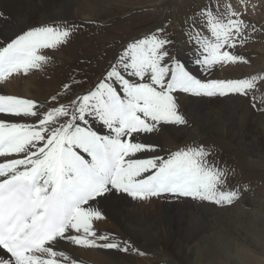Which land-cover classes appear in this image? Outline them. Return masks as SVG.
I'll return each mask as SVG.
<instances>
[{
    "label": "snow or ice",
    "instance_id": "snow-or-ice-1",
    "mask_svg": "<svg viewBox=\"0 0 264 264\" xmlns=\"http://www.w3.org/2000/svg\"><path fill=\"white\" fill-rule=\"evenodd\" d=\"M243 15L231 3L221 10L218 2L194 14L201 21L200 30L187 33L194 63L209 70L246 63L228 50L248 39ZM73 28L42 23L0 44V82L42 69L50 62L42 50L66 43ZM172 43L163 28L129 42L92 90L65 104L52 97L58 106L47 111L32 99L0 94V114L9 118H0V264H81L72 246L121 249L93 224L117 194L216 205L239 199L237 190H224L226 169L204 146L186 144L160 156L156 143L144 141L165 126L188 125L176 94L248 95L264 75L199 79L170 52ZM64 87L67 96L73 85ZM89 117L108 134L94 130ZM130 247L123 242V251Z\"/></svg>",
    "mask_w": 264,
    "mask_h": 264
},
{
    "label": "rangeland",
    "instance_id": "rangeland-1",
    "mask_svg": "<svg viewBox=\"0 0 264 264\" xmlns=\"http://www.w3.org/2000/svg\"><path fill=\"white\" fill-rule=\"evenodd\" d=\"M73 1L80 6L81 13L58 15L40 23L55 21L58 24L74 26L71 37L66 43L60 45L59 49L57 47L56 49L42 50V54L50 57V62L43 66L46 67L43 71L46 70L40 82L42 89L45 87L50 89L43 95L42 90L38 92L41 97L36 95L39 101L36 99L34 101L44 111L58 106L57 102L52 100V97H57L59 104H65L75 99L77 95L92 90L104 77L111 65L115 63L118 55L129 42L159 28H163L168 38L173 42L170 45V52L199 79L229 80L248 78L258 73L264 75V0ZM216 2L221 5V10H223L226 3H231L237 10L243 12V19L250 25L245 30V36L248 37L246 43L243 45L238 44L235 49H228L233 54L243 57L247 62L218 64L209 70L194 63L193 45L189 43L187 33L193 27L197 30L201 29V21L199 18L194 20V14L198 13L201 8ZM42 9L44 7L40 5V10ZM40 24L37 23L36 26ZM253 27L256 31L252 30ZM43 79L46 80L43 81ZM51 79L58 80V83H49V86H46L45 82ZM65 85H73L67 96ZM176 95L179 111L185 115L189 122L187 126H184L185 130L187 134L193 136L186 139L181 136V138H175L171 131L164 129L165 126L161 133L162 141L159 145L160 151L163 150V153L159 155L165 156L169 151H176L186 144L202 145L210 152V159H214L220 168L226 169L227 180L224 190H237L239 193V199L232 205H216L207 201H194L189 198L180 199L191 200L198 205L186 209V205L183 204L184 213L194 212L196 209H198L197 211L202 210L201 205H207L212 210L210 219L214 220V224L209 229V233L216 232L215 235L208 237V235L201 233L193 243L198 251V263L237 264V260L241 259L242 263L247 264V260L252 257V261L257 258L264 260V244H262L264 242V236L262 235L264 234L260 231L264 227V155H254V153L247 151L242 145L238 144L234 138L214 129L212 130L211 127L205 128L206 131H198L201 129H197L199 126L198 120L196 121L197 118H195L193 112L189 111L187 100L185 101L184 98L188 97L189 94L178 93ZM205 98H200L202 99L200 103L203 105V109L213 113L223 112L224 102L220 99H228L232 104L231 109L238 117L237 120L241 124L248 123L250 131L258 135L264 143V132L262 131L264 129V80H258L256 88L251 90L248 95L230 94L226 97ZM248 139H251L250 135ZM261 150H264V148ZM157 200L164 202V205L169 201V203H172L170 206H178L179 204V202H174L179 200L174 199L166 201L163 198H158ZM244 202H246L247 212L252 211L255 215L252 217V213H244V217H247L244 220L247 219V221L245 220L244 225L241 224L243 230H241L239 222H235L231 226L228 221H222L226 217L232 218V213L229 214L228 212L233 211L237 206H244ZM206 219L210 220L209 218ZM251 224H254V227H251ZM219 229L220 231H218ZM216 234L219 239H217ZM242 250L243 254L240 255ZM246 250L247 252L250 250L249 253H245ZM250 253H254L253 256ZM134 254L139 261L147 257L151 260L152 257L150 253L138 250L137 247ZM151 263L172 264L173 260H151ZM151 263L146 259L141 264Z\"/></svg>",
    "mask_w": 264,
    "mask_h": 264
},
{
    "label": "bare ground",
    "instance_id": "bare-ground-1",
    "mask_svg": "<svg viewBox=\"0 0 264 264\" xmlns=\"http://www.w3.org/2000/svg\"><path fill=\"white\" fill-rule=\"evenodd\" d=\"M40 5H42L44 9L40 10ZM79 9L80 6H78L77 3H74L73 0H0V13H3V16L0 17V44L10 42V40L17 34L52 17L66 14H79L81 13ZM57 49H59V46ZM44 68L46 67L39 70H32L28 74H13L7 81L0 82V94L26 99L29 98L32 100L36 99L39 101L38 98H36V95H39L38 92H41L42 90L43 95L48 89H50L49 87L42 89L40 80L46 70L43 71ZM45 80L46 79H43V81ZM54 82L58 83V80L51 79L45 82V84L46 86H49V83L53 84ZM184 98L185 101L187 100V105L190 109L189 111L193 112L195 118H197L196 121L198 120L199 126L197 129L201 128L198 131H206L205 128L211 127L212 130L214 129L224 135L234 138L238 144L242 145L247 151L254 153V155H264V150H261L264 148V143L260 140L258 135H255L250 131L248 123L241 124L237 120L238 117H236L234 110L231 109L232 104L228 99H220L224 102V106L222 107L223 112L213 113L212 111H205L203 109V105L200 103L202 99L191 95ZM0 118L9 119L5 114H0ZM88 120L94 130L98 131L100 134H108L109 130L103 127L99 121L94 120L91 117H89ZM164 129L171 131L175 138L183 137L186 139L193 136L189 135V133L187 134L184 126H166ZM262 131L264 132V129ZM190 134H192V132H190ZM249 135L251 136L250 140L248 139ZM161 141L162 135L160 134L159 136L147 138L144 142L156 143L158 145L156 154L159 155L160 153H163V150L160 151L159 147ZM85 158H88L86 154ZM157 199L158 198L136 200L131 197L120 196V194H117L116 198L106 201L103 206L105 218L100 221H94V228L97 230L98 235L107 234L117 242H121V249H104L100 247L86 249L79 246H72L70 248L72 256L81 261V264H141L146 261V259L150 261V263L151 260H173L172 264H199L198 251L193 243L201 233L208 235V237H210V235H215L216 232L209 233V229H211L214 224V220L210 219L212 210L207 205H201L200 207L203 208L202 210L197 211L198 209H196L194 212L184 213V210L182 209L183 204L186 205V209L198 205L194 204L195 202L191 200H179L174 201L179 202V207L177 205L170 206L172 204L169 203L170 201L164 205L165 203H162L160 201L161 199ZM245 204L246 202H244V206H237L233 211L230 210L228 213H232L233 217H226V219L222 221H228V224L231 226L235 224V222H239L241 228V224L243 223L244 225L245 220L247 221V219L244 220V218H247L244 217L245 212L246 214L252 213V217L255 215L252 211L247 212ZM206 215L209 217H206ZM206 218H209L210 220H207ZM254 224H251V227H254ZM240 228L238 227V230ZM241 230H243V228H241ZM218 231H220V229ZM260 231L264 234V227ZM217 239H219V236ZM125 241L131 246L130 250L127 252L123 251V242ZM98 243L102 244L104 241H98ZM250 244L252 243L250 242ZM262 244H264V242ZM136 247L138 250L150 253V256H152L151 260L147 257L146 259L139 261L134 254ZM249 251L247 252L246 250L245 253H249ZM239 253H241V251H239ZM2 254L3 253L0 252V255ZM242 254L243 250L240 255ZM252 258L247 260V264H264V260L257 258L252 261ZM240 260L241 259L237 260V264H245Z\"/></svg>",
    "mask_w": 264,
    "mask_h": 264
}]
</instances>
